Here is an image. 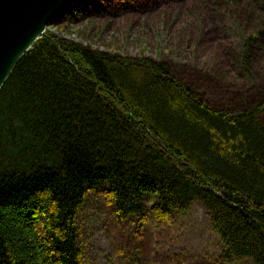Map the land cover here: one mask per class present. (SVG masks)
Instances as JSON below:
<instances>
[{
  "label": "trees",
  "instance_id": "obj_1",
  "mask_svg": "<svg viewBox=\"0 0 264 264\" xmlns=\"http://www.w3.org/2000/svg\"><path fill=\"white\" fill-rule=\"evenodd\" d=\"M264 48V0H192ZM101 191L117 222L200 204L227 263L264 264V99L210 106L163 62L46 31L0 90V264H86L80 217ZM164 264H179L175 260Z\"/></svg>",
  "mask_w": 264,
  "mask_h": 264
},
{
  "label": "rangeland",
  "instance_id": "obj_2",
  "mask_svg": "<svg viewBox=\"0 0 264 264\" xmlns=\"http://www.w3.org/2000/svg\"><path fill=\"white\" fill-rule=\"evenodd\" d=\"M47 31L93 50L163 62L210 106L244 113L264 99V48L252 49V69L242 64L252 33L230 14L194 13L192 0H75ZM171 219L116 221L101 191L89 194L80 225L86 264L227 263L225 247L198 203Z\"/></svg>",
  "mask_w": 264,
  "mask_h": 264
},
{
  "label": "water",
  "instance_id": "obj_3",
  "mask_svg": "<svg viewBox=\"0 0 264 264\" xmlns=\"http://www.w3.org/2000/svg\"><path fill=\"white\" fill-rule=\"evenodd\" d=\"M73 0H0V90L18 61Z\"/></svg>",
  "mask_w": 264,
  "mask_h": 264
},
{
  "label": "bare ground",
  "instance_id": "obj_4",
  "mask_svg": "<svg viewBox=\"0 0 264 264\" xmlns=\"http://www.w3.org/2000/svg\"><path fill=\"white\" fill-rule=\"evenodd\" d=\"M73 2H76V1L73 0L69 6H71V5L73 4ZM69 6H68L67 8H69ZM67 8H66V9H67ZM66 9H65V10H66ZM65 10H64V11H65ZM113 55H116V54H113ZM246 260H248V259H246ZM242 261H244V260H242ZM237 262H239V261H237ZM233 263H234V262H233Z\"/></svg>",
  "mask_w": 264,
  "mask_h": 264
}]
</instances>
